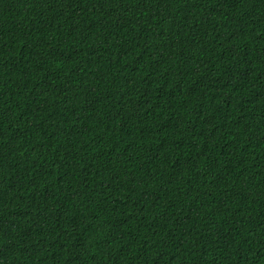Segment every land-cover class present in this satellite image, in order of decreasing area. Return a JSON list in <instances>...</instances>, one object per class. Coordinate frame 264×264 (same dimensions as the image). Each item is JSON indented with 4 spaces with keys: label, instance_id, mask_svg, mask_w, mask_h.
Returning <instances> with one entry per match:
<instances>
[{
    "label": "trees",
    "instance_id": "1",
    "mask_svg": "<svg viewBox=\"0 0 264 264\" xmlns=\"http://www.w3.org/2000/svg\"><path fill=\"white\" fill-rule=\"evenodd\" d=\"M0 264H264V0H0Z\"/></svg>",
    "mask_w": 264,
    "mask_h": 264
}]
</instances>
